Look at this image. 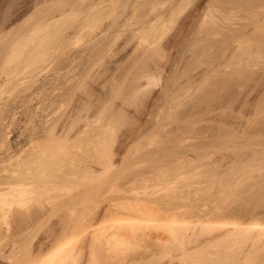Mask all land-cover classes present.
<instances>
[{
	"label": "bare ground",
	"instance_id": "6f19581e",
	"mask_svg": "<svg viewBox=\"0 0 264 264\" xmlns=\"http://www.w3.org/2000/svg\"><path fill=\"white\" fill-rule=\"evenodd\" d=\"M234 1L225 3L235 6ZM260 2L257 9L264 10V0ZM216 3L225 5L222 0H0V79L4 76V85L21 71L16 68L19 60L25 59L39 71L53 53L66 51L64 42L82 38L86 42L100 26L106 32L101 37L114 35L103 48L104 59L114 61L119 56L115 63L129 61L127 68L117 71L119 79L111 80L110 92L107 87L109 97L95 91L99 93L96 103L91 98L97 95L86 88L84 80L81 89L87 96L83 98L90 102L78 98L82 104L78 110H86L87 117L78 111L70 124L60 123L62 128H52L50 137L41 142L33 135L28 156L19 161L23 163L5 172V187L0 185V229L8 228L10 219L16 226L10 235V251L3 254L5 264H264V219L261 214V218L246 214L249 208L256 210L254 203L250 207L252 201L263 202L264 194L253 192L258 198L245 199L241 188L243 182L257 178L256 173L259 177L264 173V147L257 146L260 136L256 145L237 144L241 114L235 108V94L230 101L232 90L224 89L235 86L245 95L258 79L252 76L264 75V14L256 15L259 32L252 28L253 36L229 30L230 36L220 40L217 20L228 24L231 14L227 9L223 13L224 8H217ZM196 26L198 40L188 42L194 50L202 46L196 54L189 51L202 59L214 56L215 61L205 63L197 56L201 68L208 65L202 78L206 73L215 79L211 84L210 77L204 78L215 90H210L211 95L205 94V81H200L199 88L205 89L199 92V77L194 83V78L185 75L191 71V62L183 63L184 72L178 68V54L183 45L188 47L187 41L183 43ZM173 69L181 72L173 73ZM219 91L228 92L223 97L229 100H218L223 93ZM197 92L204 95L193 98ZM90 103L95 104L94 110ZM83 117L85 121L79 123ZM241 148L253 151L246 155L250 157L246 163L239 154ZM238 201L246 217L240 211L237 215ZM34 228L44 232L33 236Z\"/></svg>",
	"mask_w": 264,
	"mask_h": 264
},
{
	"label": "rangeland",
	"instance_id": "374dc122",
	"mask_svg": "<svg viewBox=\"0 0 264 264\" xmlns=\"http://www.w3.org/2000/svg\"><path fill=\"white\" fill-rule=\"evenodd\" d=\"M233 2L234 0H222V2L223 3H228V2ZM237 1V2H236ZM245 0H243V2L242 1H240V3H239V0H235L234 2L236 3V5L234 6V5H229V6H227L226 5V3H225V5L224 6H222L221 7V5L222 4H220L219 5V3L217 4H213V5H216V7L218 6L220 9H222V8H224V9H222V11H223V13H225L224 12V10H226L227 11V14L228 15H230L231 17H230V22L228 23V24H223L220 20H222V18H220L219 20H217L219 23H218V28H220L219 30H220V33H221V31H222V33L219 35L220 37H218V35H217V38H222V40H224L225 38H227L226 36H230L229 35V30H232L233 32H236V31H238V32H236V34H240V31L241 32H243V33H245V34H248V35H251V36H253L254 34H256L257 32H259V29H256L255 27H256V24H257V22H258V17L256 16L257 14H261V13H263L264 14V10H258L257 9V5L258 6H261V4L263 3V2H260V0H257V1H255V0H253V1H255V2H253V1H251V0H249V2L251 1V3H248V2H244ZM239 3V4H238ZM241 3H243V4H241ZM254 3V4H253ZM261 3V4H260ZM238 5V7H236ZM254 5L256 6L255 8H254ZM246 6V7H245ZM217 7V8H218ZM235 7H236V9H235ZM239 9V10H238ZM234 11V12H232V11ZM245 10V12H243ZM251 10V11H250ZM230 11H231V13H230ZM253 11V12H252ZM229 12V13H228ZM242 12V13H241ZM250 12V13H249ZM257 12V13H256ZM237 13V14H236ZM248 13V14H247ZM254 13V14H253ZM217 14V13H216ZM235 14V15H234ZM240 16H239V15ZM253 14V15H252ZM238 17H237V16ZM250 15H252V16H250ZM218 17V16H217ZM241 17V18H240ZM250 17V18H249ZM261 16H259V18H260ZM232 18V19H231ZM235 18V19H234ZM240 18V19H239ZM243 18L245 19L246 18V20H243ZM252 18V19H251ZM254 19H256V20H254ZM233 20V21H232ZM243 20V22H241V23H239L240 21H242ZM224 21V20H223ZM234 22H236V23H234ZM234 23V24H233ZM248 23V24H247ZM225 25V26H224ZM244 25V26H243ZM263 24H261V25H259V26H262ZM198 27L199 26H201L200 24L199 25H197ZM197 26L194 28V29H192L191 30V32H189L190 33V36L188 35V38H189V40H185V42L183 43V44H185L186 43V41L188 42H190V43H193V42H195V41H197L198 40V38L196 39V35L198 34V32H197ZM232 26V27H231ZM237 26V27H236ZM241 26V27H240ZM242 26H243V28H242ZM103 27V28H102ZM100 26L98 29H97V31H98V33H97V31L95 32V34H96V37H95V34H93L94 35V37H93V35L90 37V36H86V35H83L84 36V38H88V37H90V40L88 39V41L90 42H88L87 41V39H86V42H85V39H81L80 41H79V39L77 40H73V41H68L67 43H70L69 45L66 43V42H64V44H63V49H64V47H65V50L66 51H64V52H56V54H54L53 53V56L51 55L49 58H47L46 59V61H45V64L43 65V64H41V66L38 68V70L39 71H35L34 69V67H30L29 66V62H28V65H27V62L25 63V62H23L25 59H23V60H19V62L18 63H20V61H22L21 62V64H22V66H20L21 64H18L17 65V69H20L21 71H19V73H17V71L15 72L16 74H18V75H15V77L13 76L12 77V80H11V82L9 83V84H6V85H4V83H5V79H4V76H1L2 78L0 79V164H2L1 166H0V183H2V184H0V185H2V186H4L6 183H4V182H6L5 181V176L8 174V172L9 171H13L15 168H16V166L18 165V164H22V163H20L21 161H20V159L22 160V159H25L27 156H28V154L27 153H29V149L31 150V147H28L31 143V137L33 136V135H35V137L38 139L39 138V141H40V139H44V138H47L48 136H49V134H51V129L53 128H56V130H59V129H61L62 128V125H65L66 123L68 124H70L71 122H72V120H71V118L72 119H74L73 118V116H76L77 115V113H78V111H79V113H78V115L79 114H81V116H86L85 114V112H86V110L83 112V113H81L80 112V110H81V106H82V104H81V102H80V99H81V101H83V99H84V101L83 102H88L87 101V99L86 98H83L84 97V95H83V91H82V85H83V83L85 82V85H86V88L87 89H89L92 93H94L95 91H99V93H100V95H101V93H102V95L101 96H105V95H107L109 92H110V87H111V85L113 84L112 82L113 81H111V80H117V79H119V78H117V77H119L120 75H121V73H118L117 71H119V72H121V71H123L124 69V67H128L129 66V64H128V62L127 61H125V62H122V61H119L120 63H122V64H120V63H115V61H118V57L119 56H117L116 58H114V61H113V58L109 61L107 58L106 59H104V57H105V54L103 53V48L107 45V43L111 40V39H113V37H114V35H113V33H108V34H106L104 37H101L100 35H102V34H104V33H106V32H104V26ZM225 27V28H224ZM229 27V28H228ZM247 27V28H246ZM101 28V29H100ZM221 28L223 29L224 28V31L223 30H221ZM238 28V29H237ZM252 28L253 29H255L256 30V33H255V30L253 31L252 30ZM100 29V30H99ZM227 29V30H226ZM234 29V30H233ZM248 29V30H247ZM193 30H194V32H193ZM226 30V31H225ZM258 30V31H257ZM196 31V32H195ZM229 31V32H228ZM251 31V32H250ZM262 32V31H261ZM102 33V34H101ZM227 33V34H226ZM100 34V35H99ZM112 34V35H111ZM223 34V35H222ZM232 34V33H231ZM235 34V33H234ZM192 35V36H191ZM98 36H100L99 38H98ZM106 36H108V37H106ZM225 36V37H224ZM106 37V38H105ZM111 37V38H110ZM191 37V38H190ZM194 37V38H193ZM224 37V38H223ZM91 38H95V40H93L92 42H91ZM110 38V39H109ZM216 37H214V39H215ZM109 39V40H108ZM186 39H187V37H186ZM196 39V40H195ZM219 39H217V40H219ZM191 40H194V41H192L191 42ZM221 40V39H220ZM79 41V42H78ZM94 41H96L95 43H94ZM102 41V42H101ZM74 43V44H71V43ZM88 42V44H86ZM101 42V43H100ZM188 42V43H189ZM65 43L67 44V45H65ZM93 43V44H92ZM100 43V44H99ZM189 43V45L190 46H192L191 44ZM203 43V42H202ZM201 43V44H202ZM86 44V45H85ZM99 44V45H98ZM182 44V45H183ZM71 45V46H70ZM75 45V46H74ZM77 45V46H76ZM103 45V46H102ZM189 45H188V47H186L187 46V43L185 44V45H183L184 47H182V46H180V48L182 47V48H184V49H181V54L179 53L180 52V49H178V53L181 55V56H179V54H178V58L180 57V59H179V62H180V65H182V66H178V68H180L181 70H182V68H184L183 70L185 71V68L186 67H184V64L186 63V66H187V62H185V61H187L188 60V62H191L189 65H190V67H191V71H187L188 73H186L185 75H187V78L189 77H192V78H190V79H195V80H193L194 81V83H195V81H197V82H199V84L198 83H196V84H193V85H196L197 86V84H198V88H199V85L201 84L200 83V81L202 82H204L205 81V79H207L208 77H210V83L212 84V83H215V79H213V80H211V77H213V75L211 76H209L208 75V77L207 76H205V75H207L206 73H205V75H204V73H203V78H202V71L204 72V69H206V68H208V65L207 66H205L204 64L202 65L203 67L201 68V65L199 64H197V60L199 59V58H201L202 59V56L201 57H199V54L198 55H196V56H194L198 51H196L200 46H202V45H199V47H197L195 50L194 49H192V48H195V47H189ZM68 46V47H67ZM89 46V47H88ZM93 47V48H92ZM96 47V48H95ZM99 47V48H98ZM68 48V49H67ZM91 48V49H90ZM187 48V49H186ZM89 49V50H88ZM97 49V50H96ZM192 49V51L193 52H195V54L194 53H192L191 51H189V50H191ZM200 49V48H199ZM198 49V50H199ZM91 50V51H90ZM100 50V51H99ZM183 51V52H182ZM189 51V52H188ZM215 51L217 52L218 50L217 49H215ZM86 52V53H85ZM91 52H93L92 54H91ZM187 52V53H186ZM219 52V51H218ZM218 52H217V54H218ZM58 53V54H57ZM84 53V54H83ZM83 54V55H82ZM97 54V55H96ZM100 54V55H99ZM99 55V56H98ZM197 56L199 57V58H197ZM97 57H99V60H98V58ZM103 57V62H104V64H106L105 66H107L108 65V68L107 67H105L104 65H103V62H102V58ZM190 57V58H189ZM196 57V58H195ZM214 57V56H213ZM213 57H211L212 59H210V58H207V57H204L203 59H202V61L205 63L208 59V62L209 61H212V60H214L213 59ZM220 57V56H219ZM94 58H96V60L94 59ZM205 59V60H204ZM190 60V61H189ZM193 60V61H192ZM218 59H216V61H217ZM89 61H91V62H89ZM99 61V62H98ZM107 61V62H106ZM215 61V60H214ZM219 61V60H218ZM97 64H96V63ZM193 62V63H192ZM111 63H113V64H115V66L113 65V64H111ZM184 63V64H183ZM24 64V65H23ZM26 64V65H25ZM91 64H92V66H91ZM95 64V65H94ZM100 64L102 65V66H100ZM93 65H94V67H97V69L95 70L94 69V67H93ZM113 65V66H112ZM117 65V66H116ZM122 65V66H121ZM195 65V66H194ZM20 66V67H19ZM25 66V67H24ZM104 66V67H103ZM122 68H121V67ZM124 66V67H123ZM193 66V67H192ZM204 66L206 67V68H204ZM28 67H30V68H28ZM103 67V68H102ZM121 68V69H117V70H115L116 68ZM189 67V66H188ZM198 67V68H197ZM200 67V68H199ZM104 68L107 70V69H109V70H104ZM195 68H196V70H195ZM100 69L102 70V71H100ZM259 69V68H258ZM121 70V71H120ZM181 70H179V69H173V73H174V71L176 72V71H179V73L181 72ZM182 70V71H183ZM197 70H198V72H197ZM93 71H94V73H93ZM106 71V72H105ZM183 71V72H184ZM195 73H194V72ZM100 74H99V73ZM117 72V73H116ZM183 72L181 73V74H183ZM199 72H201V74L199 73ZM262 72V71H261ZM14 73V74H15ZM92 73V74H91ZM196 73H197V76H196ZM262 73H264V72H262ZM20 74V75H19ZM23 74V75H22ZM90 76H89V75ZM112 74H114V75H112ZM120 74V75H119ZM190 74H191V76H190ZM213 74V73H212ZM257 74V73H256ZM256 74H254V76H252V77H255L256 79H257V81H256V83L253 85L252 84V87L254 86V88H250V90L251 91H249V90H245V95H243L244 94V91L242 92L241 91V89H238L237 87V89H235L234 90V87L232 88V86L230 87V86H227V87H229V88H224V89H226V91H227V89H229L230 91L232 90V93L233 92H235V93H233V95H232V93L231 94H229L228 92H226V91H221V92H223V93H221L220 91V93L222 94L221 96H220V94H219V92L215 95L216 97H218V96H220V97H218V100H219V98H220V100H222V98L224 99V100H226V98H227V96L226 97H223V96H225L227 93H228V98L230 99V101H231V99H232V96H234V94H235V99H236V102H234V104H235V106L237 105L238 106V108H237V106L235 107L236 109H238V110H240V114L241 115H238V116H240V118H241V116H242V118L240 119L239 118V120H237V121H239L237 124H236V126L238 127V126H240L239 128H237V129H239V131H240V137H239V139H237V144L239 145V146H242L243 144H244V147H245V145L247 146V144L249 143V144H251L252 143V145H253V143H254V145H256L255 143L256 142H258L259 140V142L260 143H257L258 145L257 146H259L260 144H262L263 145V147H264V136L262 135V133H263V131L262 130H264V129H262V127H264V126H262V125H264V80H260L261 78H263L264 79V75L263 76H260L259 75V73L256 75ZM22 75V76H21ZM64 75V76H63ZM100 75V76H99ZM116 75H118L117 77H116ZM189 75V76H188ZM18 76V77H17ZM58 76V77H57ZM67 76V77H66ZM94 76V77H93ZM195 76V77H194ZM258 76V77H257ZM88 77H89V79H88ZM97 77V78H96ZM101 77H102V79H101ZM112 77H114L113 79H112ZM199 77V78H198ZM201 77V78H200ZM260 77V78H259ZM16 80H14V79ZM74 78V79H73ZM86 78V79H85ZM99 78V79H98ZM111 78V79H110ZM187 78H185V80H187ZM198 78V79H197ZM205 78V79H204ZM214 78V77H213ZM23 79V80H22ZM81 79V80H80ZM197 79V80H196ZM204 79V80H203ZM209 79V78H208ZM252 79H254V78H252ZM255 79V80H256ZM14 80V81H13ZM78 80V81H77ZM85 80V81H84ZM96 80V81H95ZM109 80V81H108ZM184 80V81H185ZM4 81V82H3ZM18 81H21V83H23V85L20 83V82H18ZM69 81V82H68ZM93 81H95L94 83H92ZM99 81H100V83H99ZM102 81V82H101ZM110 81H111V83H110ZM209 81H205V83H209ZM212 81H214V82H212ZM16 82V83H15ZM91 84H90V83ZM202 82V83H203ZM255 82V81H254ZM260 82V83H259ZM105 83H107V84H105ZM110 83V84H109ZM205 83H203V85L206 87H208L209 88V91H207L208 89H207V87H206V90H204L205 91V94L206 93H208V92H210V90L212 89V88H210L209 86H212L210 83L209 84H205ZM14 84V85H13ZM24 84H26V85H24ZM63 84V85H62ZM88 84V85H87ZM97 84V85H96ZM102 84V85H101ZM5 87H4V86ZM12 85V86H11ZM62 85V86H61ZM99 85V86H98ZM110 85V86H109ZM209 85V86H208ZM3 86V87H2ZM76 86V87H75ZM93 86V87H92ZM105 86V87H104ZM109 86V87H108ZM204 86H200V88L201 87H203V89H205L204 88ZM220 86V85H219ZM65 87V88H64ZM91 87V88H90ZM107 87H108V89H109V92L107 91L108 89H107ZM195 87V86H194ZM217 87H218V85H217ZM30 88V89H29ZM74 88V89H73ZM94 88V89H93ZM97 88V89H96ZM99 88H100V90L101 89H103L102 91L103 92H100V90H99ZM199 88V89H200ZM220 88V87H219ZM219 88H218V90H219ZM30 91H29V90ZM61 89V90H60ZM81 89V90H80ZM92 89V90H91ZM196 89H197V87H196ZM195 88H194V90H196ZM202 89V88H201ZM203 89L201 90V91H199V92H204L203 91ZM215 89L217 90V88H216V86H215ZM28 90V93L26 92ZM41 92H40V91ZM59 90H60V92H59ZM78 90V91H77ZM93 90H94V92H93ZM193 90V91H194ZM213 90V89H212ZM234 90V91H233ZM237 90H238V97L239 98H237V96H236V92H237ZM197 91H198V89H197ZM213 91H215V90H213ZM240 91V92H239ZM253 91V92H252ZM54 92V93H53ZM78 92V93H77ZM217 92V91H216ZM249 93L248 95L246 94V93ZM251 92V93H250ZM27 93V94H26ZM97 93V94H96ZM98 92H95V95H97L96 97L94 96L93 97V101H92V98H91V102H94V103H96V102H98L99 101V94ZM107 93V94H106ZM211 93H213V92H210L209 94L211 95ZM226 93V94H225ZM240 93V94H239ZM242 93V94H241ZM80 94V95H79ZM199 94L200 93H198L197 92V94L195 93L194 95H197V96H195L194 97V95H193V98H199ZM202 94L204 95V93H201L200 94V98H201V96H202ZM219 94V95H218ZM213 95V94H212ZM231 95V96H230ZM240 95H241V97H240ZM247 95V96H246ZM79 96V97H78ZM85 96H87V95H85ZM108 97L110 96V94H108L107 95ZM214 96V97H215ZM244 96V97H243ZM56 97V98H55ZM65 97V98H64ZM215 97V98H216ZM59 98V99H58ZM74 98V99H73ZM78 98H80V99H78ZM95 98H96V102H95ZM214 98V99H215ZM227 98V100L226 101H228L229 99ZM241 98H243L244 100H242ZM246 98H248V99H246ZM76 99V100H75ZM88 99H89V97H88ZM237 99L239 100L238 101V103H237ZM241 99V100H240ZM31 100V101H30ZM62 100V101H61ZM65 100H66V102H65ZM75 100V101H74ZM246 100V103H247V100L249 101L247 104H245L244 103V101ZM61 101V102H60ZM50 102V103H49ZM80 102V103H79ZM90 102V101H89ZM47 103V104H46ZM63 103V104H62ZM79 103V104H78ZM93 103V104H94ZM242 103V104H241ZM244 103V104H243ZM50 104V105H49ZM53 104V105H52ZM60 104V105H59ZM74 104V105H73ZM91 105H90V107H91V109H92V107H93V105H92V103H90ZM99 103H97V105H98ZM240 104V105H239ZM249 104V105H248ZM73 105V106H72ZM241 105H243V107L241 106ZM52 106V107H51ZM59 106V107H58ZM79 107V108H78ZM94 107H96L95 106V104H94ZM93 107V110L95 109ZM239 107H240V109H239ZM242 107V108H241ZM44 108V109H43ZM63 108V109H62ZM244 108V109H243ZM62 109V110H61ZM78 109H80V110H78ZM93 110L91 111V112H93ZM243 110V111H242ZM249 110V111H248ZM44 111V112H43ZM48 111V112H47ZM87 111H89V110H87ZM33 112V113H32ZM66 112V113H65ZM71 112H72V114H71ZM75 114H74V113ZM91 112H90V114H91ZM31 113V114H30ZM85 113V114H84ZM89 113V112H88ZM247 113V114H246ZM35 114V115H34ZM66 114V115H65ZM68 114V115H67ZM250 114V115H249ZM253 114V115H252ZM88 115V114H87ZM92 115H94V112H93V114ZM245 115V116H244ZM63 116V117H62ZM80 116V115H79ZM253 116V117H252ZM256 118H255V117ZM61 117V118H60ZM67 117V118H66ZM83 117V118H84ZM87 117V116H86ZM85 117V118H86ZM250 117V118H249ZM263 119H262V118ZM32 118V119H31ZM82 118V120L79 122V123H81L83 120L85 121V118L83 119ZM249 118V119H248ZM81 119V118H80ZM79 119V120H80ZM246 119V120H245ZM252 119V120H251ZM255 119V120H254ZM31 120V121H30ZM83 121V122H84ZM252 121V122H251ZM254 121V122H253ZM259 123H258V122ZM263 121V122H262ZM59 122V123H58ZM62 125H61V124ZM241 125H240V124ZM247 123H249V124H247ZM53 124V125H52ZM66 124V125H67ZM244 124V125H243ZM34 125V126H33ZM57 125L58 126H60V127H58L57 128ZM246 125V126H245ZM251 125V126H250ZM260 125V126H259ZM42 126V127H41ZM56 126V127H55ZM241 126H243L246 130H244V131H247V132H245V133H247V135L248 136H246V134L244 133V135L246 136V138H245V136L243 137L242 135H243V129L244 128H241ZM262 126V127H261ZM248 127H250V128H248ZM261 127V128H260ZM40 128V129H39ZM52 129V130H53ZM242 129V130H241ZM258 129V130H257ZM262 129V130H261ZM36 130V131H35ZM39 130V131H38ZM49 130V131H48ZM251 130V131H250ZM33 131V132H32ZM35 131V132H34ZM261 133H260V132ZM251 132V133H250ZM42 133V134H41ZM248 133H250V134H248ZM32 134V135H31ZM48 134V135H47ZM264 134V133H263ZM41 137H40V136ZM251 136V138H255V139H253V140H250V136ZM255 135V136H254ZM261 135H262V137H261ZM45 136V137H44ZM242 136V137H241ZM258 136H260L259 137V140L257 139L258 138ZM43 137V138H42ZM50 137V136H49ZM48 137V138H49ZM247 137H249V138H247ZM241 138H243V139H246V140H248L247 141V143H246V140H243V139H241ZM262 138V139H261ZM241 139V140H240ZM30 140V141H29ZM47 140V139H46ZM258 140V141H257ZM243 141V142H242ZM41 142V141H40ZM245 142V143H244ZM263 142V143H262ZM242 149V148H241ZM243 149H245V148H243ZM240 150L238 153L239 154H241V152H242V154H241V156L243 155V158H245L244 160H242V158H241V160H242V162H245L246 163V160L248 161V158H250V157H247L246 155H251L252 154V150L250 149V150H248V149H246V150ZM254 149H255V147H254ZM257 149V148H256ZM245 153V154H244ZM247 153V154H246ZM250 153V154H249ZM247 157H245V156ZM20 156V157H19ZM19 157V158H18ZM18 159V160H17ZM15 160V161H14ZM6 161V162H5ZM17 161V162H16ZM20 161V162H19ZM23 161V160H22ZM12 162V163H11ZM15 162V163H14ZM18 163V164H17ZM7 164V165H6ZM17 164V165H16ZM4 165V166H3ZM13 167H15V168H13ZM12 168H13V170H12ZM3 174H2V173ZM7 174H6V173ZM6 174V175H5ZM263 176H264V173L262 174ZM261 175V177H259L260 175L259 174H255V176H258L257 178H259V180H257L256 181V177H255V179L253 180V181H248V182H243L244 184H242V185H244V186H242L241 185V188L243 189V192L245 193V194H243L244 195V198L245 199H250V196H252L253 195V197H255V195H254V193L253 192H255L257 195H258V191H259V195H263L264 194V177ZM4 177V178H3ZM8 178V177H7ZM3 180V181H2ZM254 182V186H253V188H252V191H251V186H249V184H251V183H253ZM256 183V184H255ZM257 183H259L258 184V186H257ZM260 184H262V185H260ZM245 185H247V186H249V187H247V186H245ZM252 185V184H251ZM256 185V186H255ZM2 186H0L1 188H2ZM5 187V186H4ZM244 187V188H243ZM246 187V188H245ZM261 187V188H260ZM241 188H239L238 189V191L241 189ZM260 188V189H259ZM241 189V190H242ZM245 189V190H244ZM250 189V190H249ZM263 189V190H262ZM248 191V192H247ZM260 191H262V192H260ZM249 192H252V193H250L249 194ZM247 193H248V195H249V197L247 196ZM246 195V196H245ZM256 195V196H257ZM247 197V198H246ZM252 197V198H253ZM260 197V196H259ZM251 198V199H252ZM255 198H258V197H255ZM260 198H262V200H263V202H261L260 200L256 203L255 201H252V205L250 206L251 208H252V206L255 204V207L254 208H256V210L255 209H252V210H250V208L249 209H247L246 211H244V213L242 212L245 208H242L243 206H242V204H241V201H238V202H240L239 204H238V202H236L234 205H235V208H236V205L238 204V207L236 208V210H238V212L236 211V213H237V215H242L243 216V214H244V217H246L247 215H252V216H260V214H261V216H262V219H264L263 218V215H264V207H261L262 205L264 206V195L263 196H261ZM260 202V203H259ZM254 203V204H253ZM260 204V205H259ZM240 205V206H239ZM242 211H241V210ZM255 210V211H254ZM258 210V211H257ZM260 210V211H259ZM239 211H240V213H239ZM249 211H251V212H249ZM257 211V212H256ZM245 212H246V214H245ZM254 212V213H253ZM255 212L257 213L256 215H255ZM239 213V214H238ZM242 213V214H241ZM259 213V214H258ZM254 214V215H253ZM263 214V215H262ZM239 215V216H240ZM261 216L259 217V218H261ZM14 221H12V219H10L9 220V229L7 228V227H5V225H3L2 226V228L0 229V233H3L1 236H3V237H5V240L3 239L2 241H3V243L1 242L0 243V247H1V249H0V252H4V253H0V256H2V257H0V264H5L4 262H7L4 258L5 257H3V254H7L9 251H10V235L14 232V230H15V225H14V223H13ZM46 222L44 221V223L43 224H45ZM40 227V226H39ZM5 228V229H4ZM3 229V230H2ZM42 229H44V226L42 227ZM40 230V228L38 229V228H36V230H35V228L34 229H31V230H33V231H31V234L33 235V234H35V236H40V235H42L41 233H43L44 231L43 230ZM39 231V232H38ZM43 231V232H42ZM41 232V233H40ZM9 233V234H8ZM40 233V234H39ZM39 234V235H38ZM7 236V237H6ZM34 236V235H33ZM8 237H9V239H8ZM9 241V242H8ZM2 245V246H1ZM2 254V255H1ZM4 255V256H5ZM2 259H4V261L2 260ZM3 262H2V261Z\"/></svg>",
	"mask_w": 264,
	"mask_h": 264
}]
</instances>
